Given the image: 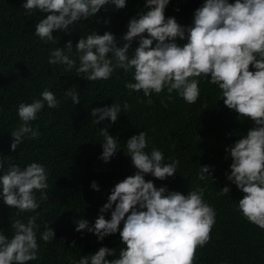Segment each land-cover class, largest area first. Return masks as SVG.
Listing matches in <instances>:
<instances>
[{"label":"clouds","instance_id":"9594fccd","mask_svg":"<svg viewBox=\"0 0 264 264\" xmlns=\"http://www.w3.org/2000/svg\"><path fill=\"white\" fill-rule=\"evenodd\" d=\"M109 3L117 9L126 7V0H26L22 7L26 14L35 10L47 14L36 24L34 34L45 43H58L54 31L69 30L74 22L96 16ZM168 4L169 0H147L145 8L149 10L129 21L122 47L117 46L111 32L100 35L93 31L79 39L75 47L69 41L64 48L50 51L48 64L64 65L65 72L75 68L77 75L91 82L108 80L116 69H123L125 74L131 72L134 82H126L125 87L142 91L148 104L152 103L153 93L160 94L165 89V99H174L176 93L186 103L195 104L200 96L199 78L210 77L208 82L220 90L219 100L256 125L226 149L233 162L230 174L225 175L244 193L238 201V211L264 230V0H206L195 10L193 24L187 27L178 24L174 17L166 19ZM136 37H140L139 46L130 58L128 52ZM177 38L186 43H177ZM109 53L113 58H108ZM250 66L255 71H250ZM64 96L75 105L81 103L75 85ZM60 103L47 88L31 103L21 101L17 108L20 124L11 132V150L15 151L25 139H38V126L33 128L31 122L38 119L45 104L54 109ZM161 104L168 106L164 100ZM129 108L127 101L123 108L116 101L111 106L94 108L92 123H116L120 113ZM99 135L103 137L100 159L109 162L120 149V142L109 134L108 127L99 128ZM197 139L200 140L199 135ZM147 148V131L127 140L125 152L136 173L114 186L94 225L89 226L83 218L75 221L77 232L87 230L100 241L119 232L124 247L118 257L116 249L105 246L78 260L69 255V264H195L197 250L209 241L216 222L215 209L204 199L207 186L194 183L187 195L167 187L157 188L145 176L151 174L160 180L172 177L178 172L180 161L175 157L166 160L164 152L155 146L150 152ZM0 170H4L0 175L4 203L18 209V213H35L26 222L12 217L11 237L0 231V264H28L40 258L37 219L41 213L37 210L41 205L35 192L41 193L40 201L48 200L47 171L37 162L23 168L9 163L5 170L3 160ZM209 176L212 177L210 166L200 165L197 181H206ZM91 187L99 191L95 181ZM229 193L230 188L225 186L217 195ZM113 205L111 219H106L104 213ZM48 225L45 222L40 233L45 243L56 236ZM75 246L73 241L72 247Z\"/></svg>","mask_w":264,"mask_h":264},{"label":"trees","instance_id":"16d2710c","mask_svg":"<svg viewBox=\"0 0 264 264\" xmlns=\"http://www.w3.org/2000/svg\"><path fill=\"white\" fill-rule=\"evenodd\" d=\"M25 2L0 0V160H3L5 170L9 163L23 168L37 162L47 171L49 188L45 191L48 200L40 201L41 193L35 192L41 205L37 210L41 213L37 219L40 258L28 264H69V255L78 260L105 246L116 249L118 257L124 247L119 232L100 241L87 230L77 232L75 221L83 218L89 226L94 225L114 186L136 173L125 148L127 140L140 131L148 132L146 151L150 152L155 146L164 152L166 160L175 157L180 161L174 176L160 180L148 174L146 181H152L157 188L167 187L169 191L184 195L194 183L207 186L204 199L215 209L216 222L209 241L197 250L195 264H264V230L238 211V201L244 193L225 175L230 174L233 162L226 149L244 138L256 125L251 118L240 117L219 100L220 90L208 82L210 77L199 78L200 96L195 104L186 103L176 93H173L174 99H165L166 89L160 94L153 93L152 103L148 104L142 91H130L125 87L126 82H134L131 72L125 74L123 69H116L108 80L91 82L83 75H77L75 68L65 72L64 65L48 64L50 51L64 48L69 41L75 47L79 39L93 31L100 35L111 32L117 46L122 47L126 43L122 37L128 31L129 21L149 10L145 8L147 0H126L123 9L109 3L96 16L74 22L69 30L54 31L58 43H45L34 34L36 24L47 14L39 10L26 14L22 7ZM205 2L169 0L165 17H174L181 26H191L195 10ZM229 3H235V0H229ZM139 39L136 37L131 43L130 58L139 46ZM176 42L182 45L186 40L177 38ZM108 58H113V54L109 53ZM250 71L255 68L250 66ZM73 85L80 94V104L75 105L71 98L64 96ZM45 88L55 93L61 101L60 106L53 109L45 104L38 119L31 122L33 128L38 126L39 138L25 139L12 151L11 132L20 124L19 103L39 99ZM115 101L122 108L125 101L130 105L126 112L120 113L116 123L110 120L98 125L92 123V109L111 106ZM104 127H108L109 134L120 142V149L109 162L100 159L103 137L99 135V128ZM200 165L210 166L214 181L210 176L206 181H197ZM3 174L4 170H0V175ZM93 181L99 191L91 187ZM225 186L230 188V193L218 196L220 188ZM114 208L115 205L104 213L106 219H111ZM34 214L18 213V209L7 206L0 196V231L9 237L12 235V217L26 222L27 217ZM45 222L56 233L50 243L40 239ZM123 226L122 221L120 230ZM73 241L75 247H72Z\"/></svg>","mask_w":264,"mask_h":264}]
</instances>
